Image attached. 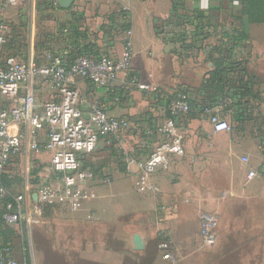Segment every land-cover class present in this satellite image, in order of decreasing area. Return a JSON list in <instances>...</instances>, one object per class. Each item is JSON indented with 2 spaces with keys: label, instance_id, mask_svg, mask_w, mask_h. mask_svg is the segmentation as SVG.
Listing matches in <instances>:
<instances>
[{
  "label": "crops",
  "instance_id": "obj_1",
  "mask_svg": "<svg viewBox=\"0 0 264 264\" xmlns=\"http://www.w3.org/2000/svg\"><path fill=\"white\" fill-rule=\"evenodd\" d=\"M236 1L206 0L207 7H202L205 0H74L70 8L61 7L59 0L33 3L35 15L40 12L50 31L43 41L52 39L54 49L64 55L76 51L81 42L85 52L97 49L120 59L130 35L133 71L157 90L129 84L125 73L110 91L87 80L77 81L86 103L96 98L110 115L129 118L132 126L120 134L127 148L118 151L116 136L101 138L86 158L94 161L89 165L94 174L79 185L81 206L54 201L29 221L27 264H170L159 245L166 237L175 253L183 251L184 264H264V22L244 27L235 17L240 9V0ZM196 11L207 16L202 21L208 26L203 49L182 51L181 42L175 41L183 33L187 41L196 40L193 24L201 23L194 18ZM183 14L191 15L192 23L180 20ZM1 17L11 29L16 25L7 11L0 9ZM228 23L247 32L235 47L233 59L247 66L250 109L238 129L217 132L211 113L238 123L237 107L229 112L220 104L227 93L218 95L211 112L201 109L208 93L212 94L203 85L215 67L214 59L220 57L219 50L224 49L227 37L222 27ZM70 26L80 32L73 42L61 33ZM45 49L38 54L29 44L22 54L43 61ZM165 85L192 91L196 107L181 126L185 154L172 156L168 168L152 175L156 192H139V163L157 141L145 143V131L167 118L164 104L171 96L161 88ZM34 89L39 103L54 97L41 83ZM11 131L22 135V145L9 163L8 182L19 181L17 191L31 198L42 183L60 185L51 167L52 153L32 148L25 125H13ZM46 137L47 130L40 129V141ZM246 156L249 162L243 160ZM250 170L258 175L249 178ZM108 177L110 182H105ZM3 207L0 199V211ZM203 212L216 215V239L211 246L201 233Z\"/></svg>",
  "mask_w": 264,
  "mask_h": 264
},
{
  "label": "built area",
  "instance_id": "obj_2",
  "mask_svg": "<svg viewBox=\"0 0 264 264\" xmlns=\"http://www.w3.org/2000/svg\"><path fill=\"white\" fill-rule=\"evenodd\" d=\"M18 0H0V9L6 11ZM238 3V1H236ZM11 25L0 18V199L3 201V219L8 223H26L39 217L47 204L58 202L78 208L82 204L83 193L79 185L92 178L94 171L84 165V156L93 153L101 138L116 136L118 150L124 152V139L121 132L132 124L129 118L112 116L105 106L93 99L86 103L82 98L77 81L87 80L96 88L112 90L121 73H125L128 83L141 89L156 91L157 88L140 80L132 68L134 45L131 36L126 39L127 51L120 59L112 58L104 52L93 49L87 53L57 52L54 47L44 50L43 61L33 56L7 53L5 44L10 39ZM64 28V34L68 33ZM41 83L53 92V98L38 102L34 86ZM191 90H177L164 104L168 116L162 123L152 124L145 131L146 142L156 138L154 146L140 165L137 191L156 192L152 175L159 169L168 168L172 156L185 154L183 120L192 111ZM9 102V103H8ZM232 102L227 97L220 104ZM8 103V104H6ZM206 108L205 112H211ZM210 121L217 132L232 131L234 126L217 113L210 114ZM13 125H25L32 136V148L52 153L51 167L58 174L60 185L44 184L39 187L37 200L26 193H15L4 185L11 158L22 145V135L12 132ZM47 130V137L40 141L38 131ZM130 156V155H128ZM127 158L129 159V157ZM131 157V156H130ZM245 162L249 158L243 157ZM258 175L250 170L249 178ZM105 182H110V177ZM30 213H33L30 218ZM216 215L201 214L200 227L204 243L213 245V228ZM160 247L163 257L170 264H179L169 238H163ZM0 264H27L16 256L15 250L6 245L0 248Z\"/></svg>",
  "mask_w": 264,
  "mask_h": 264
},
{
  "label": "trees",
  "instance_id": "obj_3",
  "mask_svg": "<svg viewBox=\"0 0 264 264\" xmlns=\"http://www.w3.org/2000/svg\"><path fill=\"white\" fill-rule=\"evenodd\" d=\"M239 3H240V9L238 10V16L236 15L235 17L240 21L239 23H241L244 27L248 23L250 24V23L264 22V0H240ZM193 15L196 16L194 18L197 21L199 20L201 22V23L193 24V29H194L193 34L194 36L197 37L196 40L187 41L185 36H182L184 34L183 33L175 41V42H178V41L181 42L179 48L180 50L186 51V52L187 51L198 52L201 49H203L202 44L207 37L205 28H207L208 26L204 22H202L203 19L207 18V16L201 11H196L195 14ZM191 17H192L191 15L183 14L179 16V19L186 20V21L188 20L189 23H192L193 18L191 19ZM230 26L231 27H228L225 24L222 27L223 29L222 33H225V37H227V40L224 41L223 43L224 49L223 47H221V49L219 50L220 57L217 59H214V64H215L214 69L210 72L209 74L210 76L206 78L204 82V85H203L204 91L212 92V94L208 93L209 95L207 96V98H205V101H203L201 104V109L205 111L206 108H212L213 106L217 104L216 98L218 97V95L227 93L226 97H229L232 99L231 106L237 107V110H239L235 114H236V121L238 122L237 126H240L244 123L247 115H249L248 109L250 108L247 104L250 103V96H251L252 88L250 86V80L248 79L249 77L247 78V72L245 71V68H247L246 64L243 63V61H236L235 59H233V52H234L235 47L238 46L240 39L247 37V34H246L247 32L245 28L243 27H241L242 29L239 31L237 27H234L233 25H230ZM64 28H62L61 33H64ZM71 29H73L75 34L73 33ZM68 30L69 31L68 33H66V37L69 40V42H73L74 41L73 39L77 38V36L80 35V32L77 31L76 28L73 26H70ZM44 37L47 38V35ZM72 37L74 38L72 39ZM12 39H9L7 41V43L5 44L4 50L7 53L23 56L22 51H21L22 42L17 40L16 37ZM174 40L175 39H172L173 42ZM10 41L14 43L12 48H9L7 46L8 44L11 43ZM50 42H53V40L48 39L44 41L45 48L53 46L52 45L53 43H50ZM82 44L83 43L81 42H80V46H77L76 44L77 46L75 47L76 51H73L72 54L74 53L82 54V53L89 52V50L85 52V50L83 49L85 46H81ZM90 50H93V49H90ZM223 50L224 52L222 54ZM186 89L189 90V88L187 87L179 88V90H186ZM192 99L193 98H191L190 102H191V106L193 110L194 107H196V105L194 104V101ZM86 158L87 156H84L83 158L84 165L89 166L86 163L87 162ZM7 178H8V174L4 176V179H3L4 185L6 181H8ZM3 213H4V207L0 211V237H3L4 239L3 240L4 244L0 245V248L6 245H10L14 249V245L10 239V237L14 234V230L12 227L7 226V224L4 222ZM17 229L20 230V227L18 226Z\"/></svg>",
  "mask_w": 264,
  "mask_h": 264
},
{
  "label": "rangeland",
  "instance_id": "obj_4",
  "mask_svg": "<svg viewBox=\"0 0 264 264\" xmlns=\"http://www.w3.org/2000/svg\"><path fill=\"white\" fill-rule=\"evenodd\" d=\"M35 1H36V4H37V0H18V3L16 5L11 6L10 8H8V10H6L7 13H8V16H11V18H14L15 20H17V22L15 23L16 25H14L13 28L11 29V34L12 35H10V39L16 37L17 40L22 42V44H21L22 45L21 46L22 53L24 52V49L26 47H28L29 44H31V46L33 47V50H35L36 53L38 52V54H39V52L44 48V41H43L44 40V36H46L47 33L50 32L49 28L46 27V25L44 23L45 20H44V18H42L40 12L37 11L36 15H35V9L33 8V3ZM33 14H34V17H33ZM226 25L228 27H231L229 25V23L226 24ZM32 38H33V41H31ZM12 40H14V39H12ZM13 45H14V43L11 42L7 46L9 48H12ZM60 45L63 46V44H60ZM161 88L163 89V91L166 92L167 97L172 96L173 94L176 93L177 90H179L178 86L174 88V86L165 85V87H161ZM222 107L225 110H228L229 112H231V110H232L231 102H225ZM226 120L228 122L232 123L233 126L236 129H238V126H237L236 122H232L229 119H226ZM124 146H125V148H127L126 144H125V141H124ZM118 151L120 152V150H118ZM108 155H106V156L108 157V161H109V156ZM107 157H105L104 159H107ZM86 163L88 165H90V164H93L94 161L93 160L91 161V159H89V157H88ZM21 174L22 175L24 174L23 169L21 171ZM36 176H37V173H36ZM20 178H21V176H20ZM18 184H19V181L18 182H16V181H14V182L6 181V183H5V185L11 191H13L15 193H19L17 191ZM5 223L7 224V226L12 227L13 230H14V234L10 237V239H11V242L13 243V245H14L16 256L19 259H21V260H26L27 255H28V257L30 255V253H29L30 248H29V245H28L29 244L28 225L26 223H17V224L8 223V222H5ZM18 226L20 227V230L17 229ZM3 240H4L3 237H0V245L4 244ZM25 242H26L27 246H26ZM176 257L178 259L179 264H184L183 251H181L180 253H176ZM34 260L36 262V258L35 257H34ZM35 264H38V263L36 262Z\"/></svg>",
  "mask_w": 264,
  "mask_h": 264
},
{
  "label": "water",
  "instance_id": "obj_5",
  "mask_svg": "<svg viewBox=\"0 0 264 264\" xmlns=\"http://www.w3.org/2000/svg\"><path fill=\"white\" fill-rule=\"evenodd\" d=\"M74 0H59V4L63 8H70L73 4ZM38 195L35 194L34 199L37 200Z\"/></svg>",
  "mask_w": 264,
  "mask_h": 264
},
{
  "label": "clouds",
  "instance_id": "obj_6",
  "mask_svg": "<svg viewBox=\"0 0 264 264\" xmlns=\"http://www.w3.org/2000/svg\"><path fill=\"white\" fill-rule=\"evenodd\" d=\"M202 7H207L206 0H205V3L202 4Z\"/></svg>",
  "mask_w": 264,
  "mask_h": 264
}]
</instances>
